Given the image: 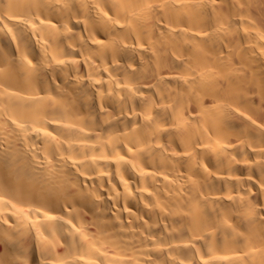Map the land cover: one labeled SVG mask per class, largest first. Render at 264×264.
Returning a JSON list of instances; mask_svg holds the SVG:
<instances>
[{
  "label": "bare ground",
  "instance_id": "obj_1",
  "mask_svg": "<svg viewBox=\"0 0 264 264\" xmlns=\"http://www.w3.org/2000/svg\"><path fill=\"white\" fill-rule=\"evenodd\" d=\"M0 264H264V0H0Z\"/></svg>",
  "mask_w": 264,
  "mask_h": 264
}]
</instances>
